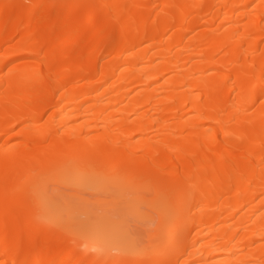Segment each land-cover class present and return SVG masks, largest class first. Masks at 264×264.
Instances as JSON below:
<instances>
[{"label": "bare ground", "instance_id": "1", "mask_svg": "<svg viewBox=\"0 0 264 264\" xmlns=\"http://www.w3.org/2000/svg\"><path fill=\"white\" fill-rule=\"evenodd\" d=\"M0 264H264V0H0Z\"/></svg>", "mask_w": 264, "mask_h": 264}]
</instances>
